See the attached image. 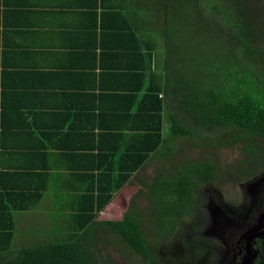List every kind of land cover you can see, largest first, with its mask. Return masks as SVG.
I'll use <instances>...</instances> for the list:
<instances>
[{
    "label": "crops",
    "instance_id": "0c3cea01",
    "mask_svg": "<svg viewBox=\"0 0 264 264\" xmlns=\"http://www.w3.org/2000/svg\"><path fill=\"white\" fill-rule=\"evenodd\" d=\"M151 2L0 0V254L63 237L76 209L92 204L90 192L120 170L115 151L133 124L130 106L157 86L149 72L142 80L144 51L128 40L143 36ZM151 156L98 220L140 189L137 174L162 158ZM24 226L27 234L15 235Z\"/></svg>",
    "mask_w": 264,
    "mask_h": 264
},
{
    "label": "trees",
    "instance_id": "16d2710c",
    "mask_svg": "<svg viewBox=\"0 0 264 264\" xmlns=\"http://www.w3.org/2000/svg\"><path fill=\"white\" fill-rule=\"evenodd\" d=\"M148 8L152 18L142 21L143 36L134 32L128 40L144 51L137 59L142 80L149 72L150 81L157 78V86L153 90V86H146L150 99L136 100L130 106L136 108L129 116L133 124L122 134L121 144L117 142L120 148L115 151H122L121 159H117L120 170L106 179L105 188L101 185L90 192L92 204L76 209L75 220L63 229V237L24 246L14 254H0V264H113L98 252L96 235L100 228L116 236L143 263L170 264V253L164 254L149 240L145 213L140 210L136 215L135 201L130 202L135 206L128 208L122 219L98 220V216L152 153L165 160L171 158L181 140L193 142L194 147L199 143V147L216 150L240 145L248 151L250 156L237 168L246 195L242 200L253 205L259 198L264 204V191H254L263 193L255 198L247 193L252 184L259 182L260 186L259 180H264V170L259 173L254 169L264 165V0H152ZM186 25H194V29L188 33ZM190 52L192 62L188 64ZM186 159L185 166L176 171H181L178 176L163 175L158 170L154 180L147 183L155 194L150 209L158 219L151 220L162 239L173 236L184 218L197 212L208 216L206 208L196 210L201 205V192L207 191L208 199L218 205L223 199L214 188L220 173L224 174L219 161L209 156L202 161ZM186 172H192L194 179ZM164 214L172 220L165 229L161 228L166 222L161 220ZM227 223L230 232L238 228L231 219ZM208 224L209 218L201 228ZM8 238L11 241L12 234ZM199 243L197 235L192 244L201 247ZM207 248L196 251L204 253Z\"/></svg>",
    "mask_w": 264,
    "mask_h": 264
},
{
    "label": "rangeland",
    "instance_id": "374dc122",
    "mask_svg": "<svg viewBox=\"0 0 264 264\" xmlns=\"http://www.w3.org/2000/svg\"><path fill=\"white\" fill-rule=\"evenodd\" d=\"M186 28L188 33H190V31L194 29V25H186ZM161 50L163 52L165 51L163 45L161 46ZM188 60L190 61L188 62V64H191V52L189 54ZM192 144L193 142L190 141H182V143H179V145L176 147L174 156H171V158H168L166 160L163 158H158L156 160L157 153L153 154L150 158L151 162H154L156 160L152 164L153 167L145 168V170L142 171L141 175L137 174L136 176L138 182L139 180L143 181V183H141L140 185H135V187L137 186L140 189L136 190L135 188H129L127 191V198L129 199V201L126 199H122V196H118L121 197V199H117L118 202L112 204L111 208H108L107 211L104 212L105 217L108 219H122L123 217H125L126 211L130 208L133 209L135 206L134 203L132 204V206H130V202L135 201V203L137 204L135 207H137L138 209V211H136V215L139 214L140 210L145 213L144 226L146 232L148 233L149 240L154 245L158 244L159 248L161 247L164 254L170 253V257L167 256V260L170 264H214L215 261L218 262V260H220L221 258L223 259V256L226 257L228 255L227 241L229 240L231 234V232L227 230L228 227H231L230 223H227V220H233V223L237 225L236 227H239V224L244 220L243 216H249V209L247 211L248 214L247 212H245L247 208L242 210L241 208L239 209L240 201L238 200H242V198L246 195L244 194L243 196L244 191L241 187V184L243 185L241 174L239 172L237 173V168L242 165L241 160H244L246 157L250 156L249 152L244 151L240 145H237L235 148H227L224 146L214 150L215 148L212 147H199V143L194 144L195 147L192 146ZM187 156L198 161L207 159L209 156L219 161V165L224 174L220 173V177L218 176L220 180H218L217 183L215 182L214 188L218 192H223V196L225 199L224 205L222 207L221 204L218 205L212 202V198L208 199L209 193L207 191L201 192L199 199L201 205L200 208H197L196 210L200 211L201 207L206 208L209 211L208 216L204 215V213L201 214L200 212L194 213L193 215L183 219L182 224H180L179 229H176L177 231L175 232V234H173V236L168 239H162L161 236L157 235L156 233L158 228L156 229L154 224L152 223V220H158L150 209V202L152 201L155 194H153L152 191L148 190L147 183L148 181L152 182L154 180L158 170H160L164 175L170 176L175 173L172 176H178L181 171L177 173L176 171L179 167H184L186 164L185 162H188L186 159ZM255 160L257 162L260 161L259 157L255 158ZM229 165L234 166L232 169H230L228 167ZM155 168L157 169L154 174L150 173ZM254 169L256 170V172L260 173L264 170V165L261 168L258 164V167L254 166ZM186 173L191 179H194L195 175L192 172ZM259 181L261 182L260 186L258 185L259 182H257L255 184H252L247 190V193L252 198L263 194L254 192L264 191V180L261 179ZM238 195L240 196V198ZM258 200L259 198L257 199V201ZM225 202H228L230 204V207L226 206ZM213 206L215 208H213ZM222 213L226 214L223 216ZM50 215H52V213H50L49 216ZM196 217L198 219H196ZM208 218L209 224L207 228L202 229L201 227H203V224L206 223V220L208 222ZM223 218L225 227L221 229V227L217 225L222 224ZM161 220L166 221L162 223L161 228L163 229L168 226V223L172 222V220H170L166 214L162 216ZM23 224L31 227V224L27 223L26 221ZM26 228L27 227L24 226L21 229H16L15 235L22 236L27 232ZM233 228V232L235 230L238 231L237 228ZM200 229L202 231H199ZM203 231L204 233L201 237L200 233H202ZM206 234L208 237L205 236ZM34 235L36 237H41L42 233L35 232ZM197 235L200 238L202 246L205 244L206 247L208 246V243L213 244L212 247L215 250V253H208L207 255L203 256L202 254H198L197 252H195L192 244V239ZM96 236L98 252L103 255L104 261H111L113 264H145L132 250L128 249V246L126 248L116 236L109 235V232L107 230L100 228L99 233ZM47 242H50V240H48ZM221 246H224V254L218 255L217 251Z\"/></svg>",
    "mask_w": 264,
    "mask_h": 264
},
{
    "label": "flooded vegetation",
    "instance_id": "af4514ba",
    "mask_svg": "<svg viewBox=\"0 0 264 264\" xmlns=\"http://www.w3.org/2000/svg\"><path fill=\"white\" fill-rule=\"evenodd\" d=\"M201 188V187H200ZM222 196L221 205H224V196L218 194V197ZM240 201V200H238ZM225 205L230 207L228 202H225ZM251 203L248 205L243 200L240 201L239 209H249V216H243L244 220L239 224L237 228L238 231H232L230 234V238L227 241V251L228 255L226 257L223 256V259L214 262V264H256L263 262L264 255V204L262 201H256L251 208ZM249 207V208H248ZM255 209V210H254ZM245 211V212H246ZM248 213V212H247ZM250 213H252L250 215ZM205 224H203L204 226ZM215 226V225H214ZM217 226L223 229V224H218ZM225 231V230H224ZM199 244L202 245L200 242ZM213 244L208 243V247L204 250V253H198V248H205V244L201 247L196 245L193 246L194 251L198 254H202L203 256L208 253H215V250L212 247ZM218 255L224 254V246H221L218 251ZM262 260H261V259ZM259 263V264H260Z\"/></svg>",
    "mask_w": 264,
    "mask_h": 264
}]
</instances>
